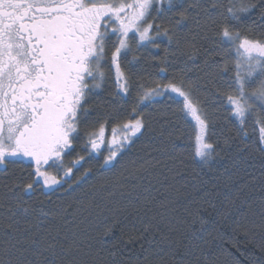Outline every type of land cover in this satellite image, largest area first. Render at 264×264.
I'll return each instance as SVG.
<instances>
[{
	"label": "trees",
	"instance_id": "1",
	"mask_svg": "<svg viewBox=\"0 0 264 264\" xmlns=\"http://www.w3.org/2000/svg\"><path fill=\"white\" fill-rule=\"evenodd\" d=\"M192 2L184 0V5ZM213 2L219 7L206 14L204 8ZM229 2L199 0L200 7L191 11L187 25L177 30L179 46L169 45L164 38L159 49L143 46L136 53L139 61L124 65L132 80L127 103L117 91L114 70H109V51L106 79L88 101L89 106H98L101 115L105 109H119L126 119L139 85L151 88L167 84L173 77L183 79L191 83L194 98L212 122L208 142L215 151L211 158L205 163L195 155V121L179 111V103L168 99L171 95L179 100L175 94L166 93L155 103L141 105L139 112L151 130L137 134L113 165L101 167L107 156L104 151L88 154L82 125L76 146H83L78 156L84 159L65 187L48 194L37 191L27 195L23 191L29 178L26 168L10 167L0 175V200L8 197V203H12L20 197L32 210L28 216L14 218L23 230L18 236L29 241L35 238L40 247L56 237L57 251L61 244L71 247L69 255L81 264H264L259 237L264 216V153L257 150L259 129L254 118H249L244 126L248 135L238 133L240 124L232 116L226 97L220 95L221 91H231L228 78L233 73L221 72L213 80L208 75L217 64L222 66L224 59L231 67L235 48L229 50L228 45L220 44L210 21L207 38H203L207 17L222 19L220 14L226 12ZM168 7H162L161 13L153 12L156 23L169 24L177 9L169 11ZM229 22L241 38L264 37L259 9L245 14L240 23ZM189 43L196 52L191 59L182 54ZM165 48L169 60L162 65ZM127 59L131 60V54ZM160 67H166L167 72H160ZM96 115L93 112L92 118ZM162 126L164 137L158 135ZM172 139L175 148L169 142ZM86 169H90L88 175L77 183ZM242 186L246 187L241 192ZM8 215L0 208V218ZM5 239L0 232V241ZM169 242L173 248H186L188 255L184 251L173 255ZM24 247L36 246L26 243ZM24 258L37 259L30 252H25Z\"/></svg>",
	"mask_w": 264,
	"mask_h": 264
},
{
	"label": "snow or ice",
	"instance_id": "2",
	"mask_svg": "<svg viewBox=\"0 0 264 264\" xmlns=\"http://www.w3.org/2000/svg\"><path fill=\"white\" fill-rule=\"evenodd\" d=\"M164 3L168 4L169 11L177 9L167 26L156 23L157 17L153 16V12L163 11L157 5ZM198 7L199 0L187 6L184 0L175 3L174 0H0V165L17 162L20 158L34 163V172L29 174L31 182L23 185L24 193L34 192L39 181L44 188L67 182L64 178L70 177L73 167L84 159L79 156L71 162L72 166L64 165L66 150L72 149L81 139L82 125L84 147L89 153L99 154L101 147L106 145L108 155L101 167L113 165L133 137L151 130L150 123L139 112L141 105L155 103L166 93L180 98L168 96L169 100L181 105V113L195 121V155L205 163L211 158L215 151L214 145L208 142L212 122L194 98L191 83L183 79L173 77L167 84L151 88L139 85L137 98L126 119L119 109H105L101 115L98 106L88 103L93 91L101 88L106 79L104 67L109 51V70H114L117 91L127 103L132 80L124 65L138 62L140 57L136 53L143 46L159 49L163 43L161 38L169 45L179 46L177 30L187 25L191 11ZM217 7L219 5L213 2L204 12L207 14L209 9ZM256 9H259V19L264 21V0L256 3L230 0L226 12L220 14L222 19L207 17L203 38H207L210 21L220 44L228 45L229 50L235 48L232 66L229 67V61L224 59L222 66L217 64L208 75L213 80L221 72L233 73L228 78L231 91H221L220 95L226 97L232 116L240 124L238 133L247 136L244 126L249 118H254L259 129L257 150L264 153V37L241 38V33L233 31L234 25L229 22L240 23L245 14ZM129 54L131 60L127 59ZM182 54L191 59L196 54L195 46L189 43ZM168 60L165 48L160 64L166 65ZM159 71L166 73L167 68L160 67ZM93 112L97 113L94 119ZM158 135L165 136L164 126ZM169 142L177 147L175 139ZM49 169H54L56 174ZM89 171L86 169L76 182ZM0 208L9 214L0 218V232L7 237L0 241V264H81L74 255H69L71 247L61 244L57 251L56 237H52V243L40 247L35 238L29 241L17 235L23 230L14 218L28 216L32 211L20 197L12 203L5 197L0 200ZM260 229L261 248L264 249V216ZM26 243L36 247L25 248ZM169 248L173 255L181 251L188 255L186 248H173L171 242ZM25 252L37 259L25 260Z\"/></svg>",
	"mask_w": 264,
	"mask_h": 264
},
{
	"label": "flooded vegetation",
	"instance_id": "3",
	"mask_svg": "<svg viewBox=\"0 0 264 264\" xmlns=\"http://www.w3.org/2000/svg\"><path fill=\"white\" fill-rule=\"evenodd\" d=\"M167 5H168L167 3H164L163 5H158V7H165ZM113 39H115V37H113ZM83 151H84L83 146L77 147L76 143L74 144L72 149L66 150V152L64 154V165H65V167L72 166L71 162L73 160L77 159L79 157L78 155H80L81 152H83ZM13 159H16V158H13ZM77 165H75L73 167V172H74L75 168H77ZM16 166L26 168L28 170L29 174L33 173L34 172V168H35L34 163L30 159L20 158L19 160H17V162H10V163H7L6 165H0V175L2 173H4L5 171H7L8 168L16 167ZM45 167H47V166H45ZM49 171L53 175L56 174L54 169H49ZM71 177H72V175L70 177H65L64 179L67 181L66 183L62 182L61 184L54 185L51 188L42 187V183L43 182L39 181L37 186L35 187V191L34 192L41 191L42 193L48 194V193L53 192L55 190L61 189V188L65 187L71 181ZM31 179H32V177L29 175V178H28V180H27V182L25 184L31 182ZM34 192H32V193H34ZM31 194H27V195H31Z\"/></svg>",
	"mask_w": 264,
	"mask_h": 264
},
{
	"label": "rangeland",
	"instance_id": "4",
	"mask_svg": "<svg viewBox=\"0 0 264 264\" xmlns=\"http://www.w3.org/2000/svg\"><path fill=\"white\" fill-rule=\"evenodd\" d=\"M158 6V5H157ZM131 35V34H130ZM170 94H173V93H170ZM235 118V117H234ZM236 119V118H235ZM107 135L110 137L111 136V129H109L108 130V132H107ZM134 138V137H133ZM86 150H87V152H88V154L89 155H97V153H89V149L88 148H86ZM101 151H104L105 153H106V155H108V151H107V146L105 145V146H102L101 147ZM100 151V152H101Z\"/></svg>",
	"mask_w": 264,
	"mask_h": 264
}]
</instances>
